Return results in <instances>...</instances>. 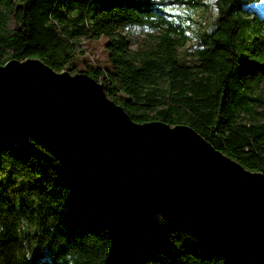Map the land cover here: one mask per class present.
<instances>
[{
    "label": "trees",
    "instance_id": "1",
    "mask_svg": "<svg viewBox=\"0 0 264 264\" xmlns=\"http://www.w3.org/2000/svg\"><path fill=\"white\" fill-rule=\"evenodd\" d=\"M132 28L147 36L137 50ZM81 37L108 40V68L83 73L134 122L188 126L264 174V0H0L2 65L39 59L77 74ZM46 250L51 264H234L158 216L95 198L0 120V264H39Z\"/></svg>",
    "mask_w": 264,
    "mask_h": 264
},
{
    "label": "water",
    "instance_id": "2",
    "mask_svg": "<svg viewBox=\"0 0 264 264\" xmlns=\"http://www.w3.org/2000/svg\"><path fill=\"white\" fill-rule=\"evenodd\" d=\"M0 120L36 139L102 202L158 216L234 264H264V174L194 129L139 124L80 72L0 64Z\"/></svg>",
    "mask_w": 264,
    "mask_h": 264
},
{
    "label": "rangeland",
    "instance_id": "3",
    "mask_svg": "<svg viewBox=\"0 0 264 264\" xmlns=\"http://www.w3.org/2000/svg\"><path fill=\"white\" fill-rule=\"evenodd\" d=\"M204 13L207 18V25H210L215 14L211 13V11H203L202 13H199L200 16H202ZM198 16L195 17L197 19ZM9 27L13 28L16 25V22L13 18V16L10 17L9 20ZM193 32L197 31L199 28L198 23L192 24ZM126 35L128 36L131 44L132 50H137L139 48H142L145 45V41L147 42V36L146 33H144L142 30L132 28L129 31H126ZM79 45L83 46L82 49L85 48L86 54L79 55L76 59L77 64V72H83L85 70V63H88L93 66H100L103 69L108 68V54L106 50V45L108 43V40L105 38L100 39H94L85 41L83 37L78 39ZM48 250L45 251V254L38 259L39 264H51Z\"/></svg>",
    "mask_w": 264,
    "mask_h": 264
}]
</instances>
